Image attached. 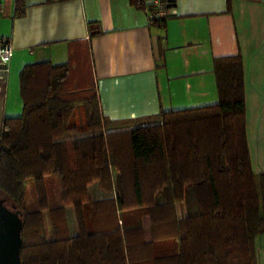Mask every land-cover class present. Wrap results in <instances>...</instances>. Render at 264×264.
I'll list each match as a JSON object with an SVG mask.
<instances>
[{
	"label": "trees",
	"instance_id": "obj_1",
	"mask_svg": "<svg viewBox=\"0 0 264 264\" xmlns=\"http://www.w3.org/2000/svg\"><path fill=\"white\" fill-rule=\"evenodd\" d=\"M59 1L72 0H50ZM20 3L14 16L22 14ZM214 74L218 104L160 112L142 123L156 125L109 133L121 123L105 116L92 79L69 62L24 66L22 113L0 127V198L24 213L22 264H264V174L254 173L250 158L242 58L215 60ZM53 176L64 206L51 210L46 179ZM28 181L37 212L26 208ZM95 182L116 197L93 201ZM178 203L186 205L185 219Z\"/></svg>",
	"mask_w": 264,
	"mask_h": 264
},
{
	"label": "crops",
	"instance_id": "obj_2",
	"mask_svg": "<svg viewBox=\"0 0 264 264\" xmlns=\"http://www.w3.org/2000/svg\"><path fill=\"white\" fill-rule=\"evenodd\" d=\"M15 1L0 0V36L14 51L0 82V127L22 113L19 74L29 64L69 62L92 79L105 116L121 123L112 133L156 125L142 123L160 112L218 104L215 60L240 56L252 168L264 174V0H145L146 10L130 0H21L22 14L14 16ZM46 187L50 209L63 208L59 178L48 177ZM89 192L93 201L116 197L98 182ZM43 215L52 238L51 212ZM177 216L187 217L185 203ZM65 217L70 237H77L74 207L65 208ZM258 254L264 261V237Z\"/></svg>",
	"mask_w": 264,
	"mask_h": 264
},
{
	"label": "water",
	"instance_id": "obj_3",
	"mask_svg": "<svg viewBox=\"0 0 264 264\" xmlns=\"http://www.w3.org/2000/svg\"><path fill=\"white\" fill-rule=\"evenodd\" d=\"M23 217L16 206L8 207L0 198V264H22Z\"/></svg>",
	"mask_w": 264,
	"mask_h": 264
},
{
	"label": "built area",
	"instance_id": "obj_4",
	"mask_svg": "<svg viewBox=\"0 0 264 264\" xmlns=\"http://www.w3.org/2000/svg\"><path fill=\"white\" fill-rule=\"evenodd\" d=\"M160 7L164 4H158ZM13 48L9 38L0 37V82H5L9 75V65L13 58Z\"/></svg>",
	"mask_w": 264,
	"mask_h": 264
},
{
	"label": "rangeland",
	"instance_id": "obj_5",
	"mask_svg": "<svg viewBox=\"0 0 264 264\" xmlns=\"http://www.w3.org/2000/svg\"><path fill=\"white\" fill-rule=\"evenodd\" d=\"M2 30H5V29L3 28ZM18 86H19V82H18ZM55 178H57V177H55ZM25 188H26V203L25 204H26L27 211L37 212L39 210V208H38V200H37V196H36V192H35L34 182L28 181L26 183ZM48 199H49V195H48ZM177 207H178V204L176 206V210H177Z\"/></svg>",
	"mask_w": 264,
	"mask_h": 264
}]
</instances>
